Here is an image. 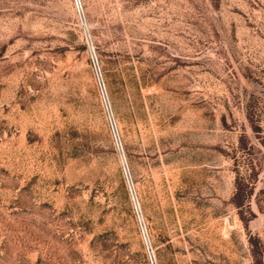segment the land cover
<instances>
[{
	"label": "rangeland",
	"instance_id": "obj_1",
	"mask_svg": "<svg viewBox=\"0 0 264 264\" xmlns=\"http://www.w3.org/2000/svg\"><path fill=\"white\" fill-rule=\"evenodd\" d=\"M79 2L0 0V264H264V0Z\"/></svg>",
	"mask_w": 264,
	"mask_h": 264
},
{
	"label": "built area",
	"instance_id": "obj_2",
	"mask_svg": "<svg viewBox=\"0 0 264 264\" xmlns=\"http://www.w3.org/2000/svg\"><path fill=\"white\" fill-rule=\"evenodd\" d=\"M75 3H76V7H77L79 14L82 15V8H81L79 0H75ZM92 65H93L94 72L97 76L98 82H99V86H100V90H101V94H102V98H103V103H104L105 108L108 112L111 128H112V131L114 133L115 140H116L117 146H118V137L116 134V125H115L114 119H113L112 114H111V106H110L109 98H108L107 93H106V88L104 86V82H103V78H102V74H101V68H100L98 60L95 56H92ZM135 209H136L137 214L139 215L138 207L135 206ZM141 229L143 231L144 237L146 238V234L144 231V227L142 226V223H141ZM147 250H148V256H149L150 264H157L155 255L151 251L150 247L147 246Z\"/></svg>",
	"mask_w": 264,
	"mask_h": 264
}]
</instances>
